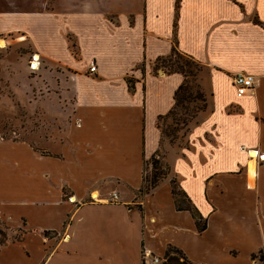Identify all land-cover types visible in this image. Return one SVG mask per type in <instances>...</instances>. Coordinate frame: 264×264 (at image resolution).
I'll return each instance as SVG.
<instances>
[{"label":"crops","instance_id":"crops-1","mask_svg":"<svg viewBox=\"0 0 264 264\" xmlns=\"http://www.w3.org/2000/svg\"><path fill=\"white\" fill-rule=\"evenodd\" d=\"M176 1L0 0V35L29 40L47 65L45 95L67 119L56 154L0 137L10 154L0 156V219L25 230L0 249V264H154L170 245L196 264H259L251 256L264 248V0H180L175 30ZM175 41L200 65L206 96L184 148L157 125L185 81L153 72ZM238 74L256 79L243 97ZM153 157L169 173L141 195ZM174 176L208 219L204 232L176 209Z\"/></svg>","mask_w":264,"mask_h":264},{"label":"rangeland","instance_id":"rangeland-1","mask_svg":"<svg viewBox=\"0 0 264 264\" xmlns=\"http://www.w3.org/2000/svg\"><path fill=\"white\" fill-rule=\"evenodd\" d=\"M2 41L5 42L4 47L1 46ZM34 54L31 43L24 35H0V137L7 142H27L35 150L52 155L66 141L67 119L59 116L58 106L53 109L45 95L43 82L48 78L47 65H41L40 61L38 69H31ZM51 77L57 75L53 73ZM191 81H194L190 89L194 96L198 83L195 79ZM53 98L57 102V97ZM202 106L199 100L183 102L173 114L160 120L164 140L187 147L186 136L191 122L201 112ZM45 148L51 151H45ZM0 156L2 161L10 154L2 152ZM155 159L160 163L159 177L166 175L168 166L159 158ZM145 171V178L150 182L153 176L150 161L146 163ZM6 225L10 228L7 230L9 238L18 234L16 227Z\"/></svg>","mask_w":264,"mask_h":264},{"label":"trees","instance_id":"trees-1","mask_svg":"<svg viewBox=\"0 0 264 264\" xmlns=\"http://www.w3.org/2000/svg\"><path fill=\"white\" fill-rule=\"evenodd\" d=\"M52 0H50V3ZM180 6V0L176 1V15H175V22H174V28L176 30L177 28V22H178V11ZM257 24L258 21H255ZM176 36V35H175ZM69 40L71 41V49L74 53H76L75 50V44L71 37H69ZM159 70H162L166 74H174L178 73L185 77L184 83L178 88V90L175 93V106L173 110L167 115L173 114V112L182 106L183 102H187L190 100H199L201 103H203L202 110L206 106V96L203 93L200 84L197 82V75L198 72L201 70L200 65L191 57L186 56L182 54L178 50V43L175 41L174 47L171 51V54L165 57H159L153 65V72L156 74ZM191 79H195L197 84V90L196 94L193 96L191 92V84L194 81H191ZM127 83L129 86V89L131 91L134 90V80L131 78L127 79ZM167 116L159 117L157 125L160 129L159 122L160 120L166 118ZM150 164H152V170H153V176L150 182L147 178L144 177V182L142 188L139 190V193L141 195H144L146 193H149L153 189H155L160 181H162L166 176L165 174H162L160 177L158 175L159 173V165L160 163L156 161L155 157H153L150 160ZM169 169V167H168ZM171 189L172 194L175 200L176 209L178 211H188L191 213L192 217L195 220L196 228L199 233L204 232L208 227V219L202 216V214L199 212L197 207L194 205L190 197L187 195V193L181 188V185L178 181L177 176H174L171 179ZM10 228L6 225L4 221L0 219V249L5 247L8 243H20L24 239L25 230L22 228H18L16 231L18 234L14 235L12 238H9L7 235V230ZM145 256V255H143ZM252 259L257 261L259 264H264V248L260 249L257 253H254L252 256ZM159 264H196L192 262L186 254L179 248L175 246H168L165 255L162 259H159ZM142 264H146L145 260H143Z\"/></svg>","mask_w":264,"mask_h":264},{"label":"built area","instance_id":"built-area-1","mask_svg":"<svg viewBox=\"0 0 264 264\" xmlns=\"http://www.w3.org/2000/svg\"><path fill=\"white\" fill-rule=\"evenodd\" d=\"M37 56L38 55L32 56L31 68H33L35 62L40 63V60L36 61ZM89 72L90 73H96L97 72V65L94 61H91L89 64ZM234 85L236 87L237 96L243 97L255 89L256 79L253 75L238 74L234 79ZM260 159H264V155L260 156ZM117 198H118L117 195L114 193L112 195V201H116ZM153 263L159 264L160 260L158 258H155V259H153Z\"/></svg>","mask_w":264,"mask_h":264},{"label":"bare ground","instance_id":"bare-ground-1","mask_svg":"<svg viewBox=\"0 0 264 264\" xmlns=\"http://www.w3.org/2000/svg\"><path fill=\"white\" fill-rule=\"evenodd\" d=\"M4 44H5V42L2 41V42H1V46L4 47ZM38 60H40V58L37 56V57H36V61H38ZM39 65H40L39 62H35L33 68H31V69L36 70V69H38V66H39ZM254 157H255V154H254Z\"/></svg>","mask_w":264,"mask_h":264}]
</instances>
